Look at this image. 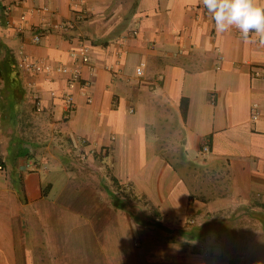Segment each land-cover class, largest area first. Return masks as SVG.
Listing matches in <instances>:
<instances>
[{
    "label": "crops",
    "instance_id": "obj_1",
    "mask_svg": "<svg viewBox=\"0 0 264 264\" xmlns=\"http://www.w3.org/2000/svg\"><path fill=\"white\" fill-rule=\"evenodd\" d=\"M250 36L217 33L202 0H0V264L264 258V239L229 226L241 209L264 224V44ZM172 116L181 159L225 165L228 195L199 199L168 163ZM130 190L154 214L129 211Z\"/></svg>",
    "mask_w": 264,
    "mask_h": 264
},
{
    "label": "rangeland",
    "instance_id": "obj_2",
    "mask_svg": "<svg viewBox=\"0 0 264 264\" xmlns=\"http://www.w3.org/2000/svg\"><path fill=\"white\" fill-rule=\"evenodd\" d=\"M167 124L163 133L168 136L166 138L164 137V140L158 144L161 143V148H163L162 152L168 163L181 171L186 179L192 183L195 190L194 196L204 201H212L228 195L229 176L226 166L209 165L203 159L196 161L182 160V132L176 126L173 116ZM122 195L125 197L129 211L137 212L139 208L154 214L152 208H149L148 202L144 198L137 199L132 190L127 191V193H122ZM250 215L248 211L241 209L238 218L234 222H231L229 226L235 227L240 234L247 235L250 238L253 236L252 240L259 243L264 239V235L260 234L262 229L264 230V224H258V221L256 222L255 218H252ZM259 218H263V216L260 215ZM206 222L208 223V227H210L209 225L212 221ZM215 229H218V227ZM256 264H264V258H259L258 256L256 258Z\"/></svg>",
    "mask_w": 264,
    "mask_h": 264
},
{
    "label": "clouds",
    "instance_id": "obj_3",
    "mask_svg": "<svg viewBox=\"0 0 264 264\" xmlns=\"http://www.w3.org/2000/svg\"><path fill=\"white\" fill-rule=\"evenodd\" d=\"M202 3L217 33L236 29L243 40L252 42L250 34H255L264 44V7L257 0H202Z\"/></svg>",
    "mask_w": 264,
    "mask_h": 264
},
{
    "label": "built area",
    "instance_id": "obj_4",
    "mask_svg": "<svg viewBox=\"0 0 264 264\" xmlns=\"http://www.w3.org/2000/svg\"><path fill=\"white\" fill-rule=\"evenodd\" d=\"M40 40H41V35H36L34 37V39H33V41L35 43H38ZM86 51L87 50H82L81 51V55H82V57L84 59H86V56H87L86 55ZM20 66L21 67H25V68L30 69V70L31 69H35V70L39 69L37 64H32L31 62H29L27 60V58H24L22 60V63L20 64ZM136 72H137L138 75H141L142 74V67L137 68ZM66 103H67V107H68V112H70L73 109V104H72L71 98H69ZM208 153H209V146L208 145H204L202 147V150H201V157H203V158L206 157L208 155ZM39 168H40V166H38L36 169H39ZM33 170H35L33 163L28 164L27 167H26V171H33Z\"/></svg>",
    "mask_w": 264,
    "mask_h": 264
},
{
    "label": "trees",
    "instance_id": "obj_5",
    "mask_svg": "<svg viewBox=\"0 0 264 264\" xmlns=\"http://www.w3.org/2000/svg\"><path fill=\"white\" fill-rule=\"evenodd\" d=\"M114 204H115V206L117 207H121V208H124L123 206H122V204L120 203V200H119V198L117 199V198H115V196H114Z\"/></svg>",
    "mask_w": 264,
    "mask_h": 264
}]
</instances>
